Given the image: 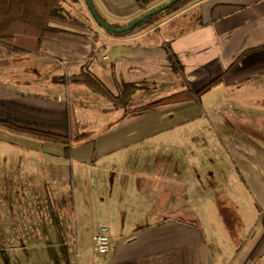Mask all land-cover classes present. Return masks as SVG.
Segmentation results:
<instances>
[{
	"label": "crops",
	"instance_id": "crops-1",
	"mask_svg": "<svg viewBox=\"0 0 264 264\" xmlns=\"http://www.w3.org/2000/svg\"><path fill=\"white\" fill-rule=\"evenodd\" d=\"M93 3L102 17L118 24H128L152 7L141 9L136 0ZM85 4V0L65 2V14L79 24L51 20L39 45L25 36H17L11 44L0 42V120L66 135L69 105L84 106L86 100L110 109L112 103L103 96L83 85L62 82L63 77L80 73L86 63L115 94L130 83L143 87L134 94L131 109L162 98L148 100L153 91L177 85L198 91L230 70L200 100L143 113H126L112 105L117 117L97 149L81 152L78 161L71 149L67 159L50 156L44 163L72 216L68 246L84 237L86 247L95 252L94 234L100 226L109 228L111 251L95 252L97 259L82 253L79 264H235L244 252L250 262L264 264V48H259L264 45V0H193L129 36L97 29ZM195 101L209 106L179 117L174 127L153 128L148 123L156 112ZM199 120L205 126L195 127L194 133L184 128ZM175 131L199 138V148L181 141L176 157H171L169 146L156 140ZM206 132L211 134L209 142ZM205 151L209 157L202 154ZM232 153L238 154L241 170ZM22 177L42 179L27 169ZM202 179L254 181L261 204L252 224L246 223L232 194L216 189L210 211L204 214L212 233L211 243L207 242L200 219ZM53 190L44 189L56 203ZM219 205L227 209L224 215ZM226 216L238 221L236 260L231 227L222 223L226 235L218 232L217 222L226 223ZM79 220L85 234L79 232Z\"/></svg>",
	"mask_w": 264,
	"mask_h": 264
},
{
	"label": "rangeland",
	"instance_id": "rangeland-1",
	"mask_svg": "<svg viewBox=\"0 0 264 264\" xmlns=\"http://www.w3.org/2000/svg\"><path fill=\"white\" fill-rule=\"evenodd\" d=\"M93 24L97 29L103 30L95 20H93ZM183 89L180 85H177L174 89H165L168 91L159 89V91H153L148 96V100H155ZM141 97H143V100L145 95H141L139 99ZM82 103L84 106L76 103L69 105L68 125L71 136L76 138L88 133L87 136L75 141L72 145V155L74 153L77 161L81 152H92L94 151L93 149H97V143L100 138L117 117L112 104L108 106L110 109L105 110V107L97 103L86 100ZM207 106L209 105L204 104V102L201 104L199 101L186 106L177 105L171 111L156 112L148 123H152L153 128L161 125L174 127L178 124L179 117L190 115L187 113H190V111L195 113L199 108H206ZM183 111L186 113L184 114ZM170 116L174 117V119H171ZM140 123L138 122V125ZM204 123L203 120H199L195 123L191 122L188 125H184V128H190L189 131L194 133V128L200 125L205 126ZM185 133L181 135V133L175 131L168 135H161L156 142L167 144L171 150L169 151L171 157H176L177 145L181 141L190 144L193 149L195 146L199 148V138L194 140L193 135L185 136ZM205 135L208 136L209 142L211 134L206 132ZM37 149H40V151L34 152ZM65 154L64 146L60 144L35 140L0 128V264H79L82 253L92 255L95 259L99 257L90 246L86 247L87 239L84 237L81 238L77 245L68 246L73 234L72 216L63 206L61 191H59L58 187L52 185L50 181L52 175L49 174L50 172L44 166L50 156L58 157L61 155L62 158L65 157L67 159L68 156ZM202 154L209 157L207 151ZM232 154L235 157L234 162L239 166L237 167L238 170H241V161L237 160L238 154ZM159 157H161L160 153ZM41 162L43 163L42 166ZM204 163L208 165L210 161L206 160ZM206 164L204 165L206 166ZM75 168L78 174L76 165ZM26 169L35 171L37 177L41 176L40 178L42 179L22 177ZM44 176H46L45 179ZM82 177V179H90V177H84L83 175ZM96 179H98V176H96ZM202 186L200 212H202L203 217L200 219L202 228L207 236V242L211 243L212 233L209 230V216L204 214H208L210 211V197L214 195L213 193L216 189L218 191L222 190V192L226 190L232 194L235 204L238 203L239 210H242L246 223L248 225L252 224L251 218L258 214L259 204H261V200L257 198V184L254 181L251 179H202ZM46 187L54 189V198L57 199L56 203L53 202L52 196L51 199L48 198V191L47 193L44 191ZM50 202L52 208L50 207ZM211 209L213 211V206ZM237 212L239 213L238 210ZM78 223L79 232L85 234L86 232L82 231L81 221L79 220ZM222 223L223 225L226 224L224 220L217 222L218 232L223 233L225 236L226 232L222 228ZM236 224H238V221L233 219V227ZM232 231L235 238L232 254L236 260V252L240 247V236L235 228H232ZM246 232L248 234V231ZM53 242L58 244H53ZM247 254L244 252L235 261V264H257L250 262Z\"/></svg>",
	"mask_w": 264,
	"mask_h": 264
},
{
	"label": "trees",
	"instance_id": "trees-1",
	"mask_svg": "<svg viewBox=\"0 0 264 264\" xmlns=\"http://www.w3.org/2000/svg\"><path fill=\"white\" fill-rule=\"evenodd\" d=\"M67 1L69 0H0V42L11 44L14 42L17 36H25L36 39L39 45L45 32L50 30L49 23L51 20H60L64 22L79 24L77 21L72 20L69 15L65 14L63 4ZM136 1L141 9H147L148 7L152 6L148 11L150 12L162 7L170 0L160 4L159 2L162 0ZM192 1L193 0H181L169 9L164 10L163 12H160L155 16L149 18L148 20L142 22L132 31L121 34H109L115 36H129L135 34L152 25L154 22L164 19L185 8ZM157 3L158 5L153 6ZM99 16L103 19V21L115 28H122L129 24L111 23L100 14ZM259 48H264V45ZM171 64L173 70L177 71L178 69L174 64V61H171ZM229 70L230 69L226 70L223 75L211 81L201 90L196 91L192 88L187 87L184 90L162 97L150 104L132 109L130 108L132 98L134 94L143 87L138 86L137 84L130 83L120 88L118 93L115 94L101 81L100 78H98L89 70V63H86L82 66L80 73L63 77L62 82L64 84L83 85L93 93L106 98L112 103L114 107L123 109L126 113H143L164 105L176 104L192 100H200L203 94L209 91L212 87L222 82L223 77L228 73ZM0 128L35 140L47 141L52 144H60L64 146L66 156H70L72 149L71 146L73 142L80 140L81 138L88 135L83 134L76 138H73L70 134L61 135L52 132L21 127L11 122L2 120H0ZM219 209L223 215L227 210L225 207H220V205ZM224 218L226 220V224L230 226L231 229H234L236 227V225L235 227H233L234 217L229 218L228 216H226Z\"/></svg>",
	"mask_w": 264,
	"mask_h": 264
},
{
	"label": "water",
	"instance_id": "water-1",
	"mask_svg": "<svg viewBox=\"0 0 264 264\" xmlns=\"http://www.w3.org/2000/svg\"><path fill=\"white\" fill-rule=\"evenodd\" d=\"M179 1H181V0H170L165 5H163L162 7L157 8L154 11L147 12L144 15L134 19L127 26L122 27V28H115V27L111 26L110 24L106 23L105 21H103V19L99 16V14L95 8V5L93 3V0H85L87 7H88L92 17L94 18L95 22L104 31H106L108 33H115V34H121V33H125V32H129V31L134 30L142 22L148 20L149 18L155 16L156 14H158L160 12H163L164 10L169 9L170 7H172L173 5H175Z\"/></svg>",
	"mask_w": 264,
	"mask_h": 264
},
{
	"label": "built area",
	"instance_id": "built-area-1",
	"mask_svg": "<svg viewBox=\"0 0 264 264\" xmlns=\"http://www.w3.org/2000/svg\"><path fill=\"white\" fill-rule=\"evenodd\" d=\"M92 246L99 255H107L111 251V237L107 226L103 225L97 229Z\"/></svg>",
	"mask_w": 264,
	"mask_h": 264
}]
</instances>
